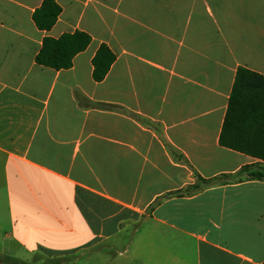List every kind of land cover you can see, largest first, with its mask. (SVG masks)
I'll return each instance as SVG.
<instances>
[{"label": "crops", "instance_id": "1", "mask_svg": "<svg viewBox=\"0 0 264 264\" xmlns=\"http://www.w3.org/2000/svg\"><path fill=\"white\" fill-rule=\"evenodd\" d=\"M43 3L0 0L4 239L76 264H264V181L233 178L264 163L220 144L238 71L264 77V0H57L51 31ZM75 32L92 42L70 69L36 63Z\"/></svg>", "mask_w": 264, "mask_h": 264}, {"label": "trees", "instance_id": "2", "mask_svg": "<svg viewBox=\"0 0 264 264\" xmlns=\"http://www.w3.org/2000/svg\"><path fill=\"white\" fill-rule=\"evenodd\" d=\"M62 9L57 0H44L42 7L34 14V22L42 31H51L56 25ZM91 37L83 32L65 34L59 39L46 38L36 57L40 66L57 71L68 70L74 58L91 44ZM116 56L102 46L93 60L94 79L102 82L108 75ZM107 110H120L112 105H97ZM221 146L246 154L264 163V77L241 68L229 103L224 128L220 139ZM178 157V156H177ZM179 160L181 158L178 157ZM198 181H202L199 177ZM238 182L264 181V165L244 168L233 177ZM205 185L211 182L203 181ZM195 185L188 188V194L200 191ZM185 191L176 193L181 196Z\"/></svg>", "mask_w": 264, "mask_h": 264}, {"label": "rangeland", "instance_id": "3", "mask_svg": "<svg viewBox=\"0 0 264 264\" xmlns=\"http://www.w3.org/2000/svg\"><path fill=\"white\" fill-rule=\"evenodd\" d=\"M80 259H82L81 264H89L88 261H83V258ZM74 260L71 257L69 260L52 261L39 255L28 254L16 247L13 243L6 241L4 234L0 233V264H76Z\"/></svg>", "mask_w": 264, "mask_h": 264}]
</instances>
